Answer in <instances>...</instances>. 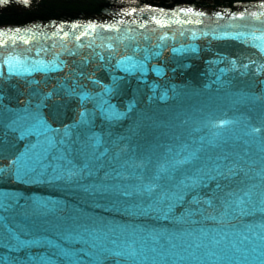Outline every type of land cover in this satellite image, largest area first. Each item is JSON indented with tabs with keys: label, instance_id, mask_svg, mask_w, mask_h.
Returning <instances> with one entry per match:
<instances>
[{
	"label": "water",
	"instance_id": "obj_1",
	"mask_svg": "<svg viewBox=\"0 0 264 264\" xmlns=\"http://www.w3.org/2000/svg\"><path fill=\"white\" fill-rule=\"evenodd\" d=\"M0 264H264V0H0Z\"/></svg>",
	"mask_w": 264,
	"mask_h": 264
}]
</instances>
